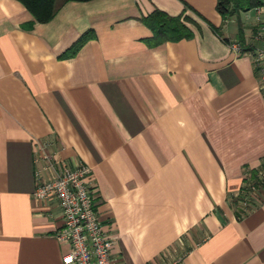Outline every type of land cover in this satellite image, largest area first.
Masks as SVG:
<instances>
[{
	"label": "crops",
	"instance_id": "crops-1",
	"mask_svg": "<svg viewBox=\"0 0 264 264\" xmlns=\"http://www.w3.org/2000/svg\"><path fill=\"white\" fill-rule=\"evenodd\" d=\"M55 5L40 23L0 0V264L69 251L58 201L34 194L40 145L91 168L113 264H264V187L239 197L264 164V5L239 20L216 0ZM155 9L192 37L149 46Z\"/></svg>",
	"mask_w": 264,
	"mask_h": 264
},
{
	"label": "built area",
	"instance_id": "built-area-1",
	"mask_svg": "<svg viewBox=\"0 0 264 264\" xmlns=\"http://www.w3.org/2000/svg\"><path fill=\"white\" fill-rule=\"evenodd\" d=\"M260 69L264 71V50L257 53ZM40 155L35 162L37 179L35 197L42 200L54 198L58 201L62 227L57 239L69 244V251L62 255L63 264H113L114 241L102 228L96 213L97 195L92 188L91 168L85 164L70 166L62 160H55L45 151V145L38 147ZM264 179V173H260ZM254 191V190H253Z\"/></svg>",
	"mask_w": 264,
	"mask_h": 264
},
{
	"label": "trees",
	"instance_id": "trees-1",
	"mask_svg": "<svg viewBox=\"0 0 264 264\" xmlns=\"http://www.w3.org/2000/svg\"><path fill=\"white\" fill-rule=\"evenodd\" d=\"M21 2L28 12L32 15L34 21L40 23H46L52 20L56 12L55 0H18ZM86 2L90 0H65ZM264 5V0H216V10L223 18H237L239 20L240 13L249 11L254 8H258ZM141 21L151 30V36L147 38L149 46L154 47L168 41H179L182 39L191 38L193 33L185 22H188L187 17L170 16L167 13L155 9L147 16L141 18ZM215 32L217 30L213 28ZM242 26L239 24V36L242 35ZM218 33V32H217ZM95 37V33L92 30L84 32L74 43L68 48L61 57H68L74 55L78 49ZM244 51L254 50L252 47H243ZM260 69V67H259ZM257 70V68H256ZM258 71V70H257ZM260 173H264V164L258 170H251L249 172L250 179L253 183L249 186V189H244L243 195H248L249 192L259 186L264 187V179L260 178ZM251 190V191H250Z\"/></svg>",
	"mask_w": 264,
	"mask_h": 264
},
{
	"label": "rangeland",
	"instance_id": "rangeland-1",
	"mask_svg": "<svg viewBox=\"0 0 264 264\" xmlns=\"http://www.w3.org/2000/svg\"><path fill=\"white\" fill-rule=\"evenodd\" d=\"M263 49H259L258 51H257V53L259 52V51H262Z\"/></svg>",
	"mask_w": 264,
	"mask_h": 264
}]
</instances>
